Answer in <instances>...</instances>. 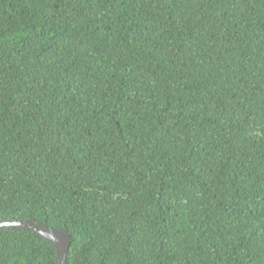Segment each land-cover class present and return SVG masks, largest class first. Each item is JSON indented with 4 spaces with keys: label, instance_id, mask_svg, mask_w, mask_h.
I'll return each instance as SVG.
<instances>
[{
    "label": "trees",
    "instance_id": "trees-1",
    "mask_svg": "<svg viewBox=\"0 0 264 264\" xmlns=\"http://www.w3.org/2000/svg\"><path fill=\"white\" fill-rule=\"evenodd\" d=\"M67 264H264V0H0V221ZM0 264H55L0 229Z\"/></svg>",
    "mask_w": 264,
    "mask_h": 264
},
{
    "label": "water",
    "instance_id": "water-1",
    "mask_svg": "<svg viewBox=\"0 0 264 264\" xmlns=\"http://www.w3.org/2000/svg\"><path fill=\"white\" fill-rule=\"evenodd\" d=\"M0 229L30 231L49 241L55 250V264H67L66 254L70 248L71 240L64 229H51L34 220L0 221Z\"/></svg>",
    "mask_w": 264,
    "mask_h": 264
}]
</instances>
